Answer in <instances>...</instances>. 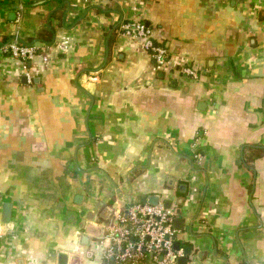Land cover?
Listing matches in <instances>:
<instances>
[{
    "label": "crops",
    "instance_id": "1",
    "mask_svg": "<svg viewBox=\"0 0 264 264\" xmlns=\"http://www.w3.org/2000/svg\"><path fill=\"white\" fill-rule=\"evenodd\" d=\"M149 194L188 264H264V0H0V264H106L103 221Z\"/></svg>",
    "mask_w": 264,
    "mask_h": 264
},
{
    "label": "built area",
    "instance_id": "2",
    "mask_svg": "<svg viewBox=\"0 0 264 264\" xmlns=\"http://www.w3.org/2000/svg\"><path fill=\"white\" fill-rule=\"evenodd\" d=\"M124 32L143 36V46L158 65L168 62L166 47L154 42L150 28L143 22L125 24ZM2 49L20 57L24 64L35 52L32 44H20L16 38L4 42ZM180 70L196 73L185 65ZM174 216V210L162 201L134 202L124 208L113 209L96 237V251H99L100 259L106 264H176V257L183 251L182 248H174L177 231L173 225Z\"/></svg>",
    "mask_w": 264,
    "mask_h": 264
},
{
    "label": "water",
    "instance_id": "3",
    "mask_svg": "<svg viewBox=\"0 0 264 264\" xmlns=\"http://www.w3.org/2000/svg\"><path fill=\"white\" fill-rule=\"evenodd\" d=\"M30 63V61L28 60V64ZM23 79L25 80V76L23 77ZM159 199L158 194H149L148 195V202L151 203H157ZM166 206H170V202L166 201L165 202ZM10 209H11V203L9 201L5 202L3 205V212H2V220L3 221H7L9 219V215H10ZM176 213H180L181 209L177 208L175 210ZM182 221V218L179 216H176L174 218V221ZM178 227H181V225H179ZM86 236V235H84ZM87 237V236H86ZM88 242V240L86 241V243ZM181 246V241L180 240H175L174 241V248L178 249ZM182 251L183 253L179 256L176 257V261L177 264H188V260L190 257V254L192 252V246L190 243H186L184 245H182ZM67 263V254L65 252H59L58 254V264H66Z\"/></svg>",
    "mask_w": 264,
    "mask_h": 264
},
{
    "label": "trees",
    "instance_id": "4",
    "mask_svg": "<svg viewBox=\"0 0 264 264\" xmlns=\"http://www.w3.org/2000/svg\"><path fill=\"white\" fill-rule=\"evenodd\" d=\"M144 23V22H143ZM145 24V23H144ZM148 28H149V26L147 25V24H145ZM37 36L38 37H40L42 40H45V41H50L51 39H52V29L51 28H42L39 32H38V34H37ZM6 40V39H5ZM155 41V40H154ZM153 61H154V59H153ZM27 62V61H26ZM254 154H258L257 152H254ZM251 156H252V154L250 153V155L249 156H245V161H249V160H251L250 158H251Z\"/></svg>",
    "mask_w": 264,
    "mask_h": 264
},
{
    "label": "rangeland",
    "instance_id": "5",
    "mask_svg": "<svg viewBox=\"0 0 264 264\" xmlns=\"http://www.w3.org/2000/svg\"><path fill=\"white\" fill-rule=\"evenodd\" d=\"M95 255H96V253H95Z\"/></svg>",
    "mask_w": 264,
    "mask_h": 264
}]
</instances>
